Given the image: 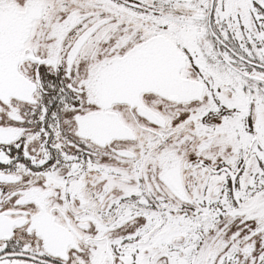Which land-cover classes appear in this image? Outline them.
Returning a JSON list of instances; mask_svg holds the SVG:
<instances>
[{"label":"snow or ice","instance_id":"6c2138e0","mask_svg":"<svg viewBox=\"0 0 264 264\" xmlns=\"http://www.w3.org/2000/svg\"><path fill=\"white\" fill-rule=\"evenodd\" d=\"M0 264H264V0H0Z\"/></svg>","mask_w":264,"mask_h":264}]
</instances>
